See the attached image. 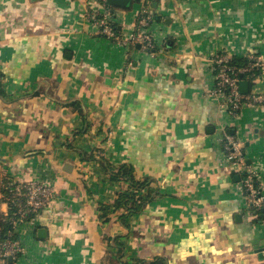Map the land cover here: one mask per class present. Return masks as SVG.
I'll return each instance as SVG.
<instances>
[{
  "label": "crops",
  "instance_id": "0c3cea01",
  "mask_svg": "<svg viewBox=\"0 0 264 264\" xmlns=\"http://www.w3.org/2000/svg\"><path fill=\"white\" fill-rule=\"evenodd\" d=\"M102 5L121 33L150 11L156 53L99 35L86 13ZM221 51L264 62V0H0V165L55 188L19 226L16 264H264V219L245 213L221 141L240 142L264 189V104L231 119L208 93ZM259 76L242 78L246 94H264ZM123 165L151 195L127 220Z\"/></svg>",
  "mask_w": 264,
  "mask_h": 264
},
{
  "label": "built area",
  "instance_id": "2783aa9c",
  "mask_svg": "<svg viewBox=\"0 0 264 264\" xmlns=\"http://www.w3.org/2000/svg\"><path fill=\"white\" fill-rule=\"evenodd\" d=\"M86 15L99 35L131 49L140 46L144 51L156 53L157 45L150 26L153 15L147 9L142 11L137 25L127 33L117 30L113 10L104 5ZM247 57L246 65L240 67L230 62L231 54L226 51L217 52L208 60L211 75L208 93L222 101L231 119L236 118L246 106L264 104V94H246L240 90L244 74L260 69L262 73L259 77H264L263 59L255 53H250ZM221 141L228 159L233 161V169L243 173L237 189L243 198L245 213L252 218L264 216V189L260 173L246 165L238 140L225 134ZM54 197L55 188L50 182L40 179L17 181L0 165V214L2 220L11 226L6 238L0 239V264H16L26 252L18 233L19 226L23 223L37 225L42 212L50 206Z\"/></svg>",
  "mask_w": 264,
  "mask_h": 264
},
{
  "label": "trees",
  "instance_id": "16d2710c",
  "mask_svg": "<svg viewBox=\"0 0 264 264\" xmlns=\"http://www.w3.org/2000/svg\"><path fill=\"white\" fill-rule=\"evenodd\" d=\"M117 28V26L115 25ZM118 30V29H117ZM248 57H240L237 55H231V63L240 67L244 66L247 63ZM261 75L260 69H254L253 71L244 74L241 78L246 75ZM2 78L4 75L0 73V93L3 92ZM113 179H122L129 182L130 189L119 193V197L115 202V209L123 208L127 210L126 214H123L122 217L127 220V218L132 214H137L141 212L151 200L150 192L145 193V188L147 187V180H136L133 175V169L131 166L123 165L117 172V174L112 176ZM111 206H104L102 208L103 214L106 216L110 211ZM259 220H263L264 216H259ZM11 230V226L7 221H3L0 218V239H5L8 231ZM16 236V235H15ZM122 245V244H121ZM167 259L165 257L156 256L153 261L147 262L144 259L134 260L133 261H122L121 264H166Z\"/></svg>",
  "mask_w": 264,
  "mask_h": 264
},
{
  "label": "water",
  "instance_id": "95a60500",
  "mask_svg": "<svg viewBox=\"0 0 264 264\" xmlns=\"http://www.w3.org/2000/svg\"><path fill=\"white\" fill-rule=\"evenodd\" d=\"M106 2L110 5L121 6V7H129L131 0H106ZM140 47V46H138ZM249 83L247 81L242 80L240 83V90L243 93H246L248 90ZM10 262H12V258H10Z\"/></svg>",
  "mask_w": 264,
  "mask_h": 264
}]
</instances>
